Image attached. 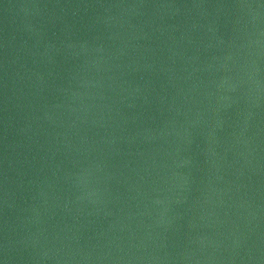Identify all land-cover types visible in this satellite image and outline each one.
<instances>
[{
	"label": "water",
	"instance_id": "obj_1",
	"mask_svg": "<svg viewBox=\"0 0 264 264\" xmlns=\"http://www.w3.org/2000/svg\"><path fill=\"white\" fill-rule=\"evenodd\" d=\"M2 264H264V19L0 59Z\"/></svg>",
	"mask_w": 264,
	"mask_h": 264
},
{
	"label": "snow or ice",
	"instance_id": "obj_2",
	"mask_svg": "<svg viewBox=\"0 0 264 264\" xmlns=\"http://www.w3.org/2000/svg\"><path fill=\"white\" fill-rule=\"evenodd\" d=\"M0 264H2V262H0Z\"/></svg>",
	"mask_w": 264,
	"mask_h": 264
}]
</instances>
